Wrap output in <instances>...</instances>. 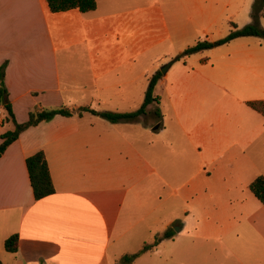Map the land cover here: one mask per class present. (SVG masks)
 <instances>
[{
  "label": "crops",
  "instance_id": "crops-1",
  "mask_svg": "<svg viewBox=\"0 0 264 264\" xmlns=\"http://www.w3.org/2000/svg\"><path fill=\"white\" fill-rule=\"evenodd\" d=\"M179 5L194 0H96L86 13L51 12L46 0H0V65L14 119L25 122L36 109L73 112L24 130L0 156L2 264H112L156 238L144 256L158 255L157 264L178 255L160 251L167 240L172 249L194 247V264H264V205L248 188L264 176L248 155L264 138L261 113L248 106L233 119L217 116L215 80L181 59L153 90L156 105L158 88L173 102L169 116L154 109L157 121L140 124L152 103L117 122L78 111L141 106L160 60L194 45V16L170 12ZM178 96L194 109L179 111ZM13 129L10 120L0 123V135ZM39 150L55 191L35 200L25 159ZM168 183L175 184L169 194ZM14 234L17 250L8 252L4 241Z\"/></svg>",
  "mask_w": 264,
  "mask_h": 264
},
{
  "label": "rangeland",
  "instance_id": "rangeland-1",
  "mask_svg": "<svg viewBox=\"0 0 264 264\" xmlns=\"http://www.w3.org/2000/svg\"><path fill=\"white\" fill-rule=\"evenodd\" d=\"M254 0H194V6H175L170 12L178 18H186L188 14L194 16V44L198 41H216L226 37L234 23L238 28L245 25L256 23L264 28V17L259 16L256 20L251 17V8ZM206 27L208 32L201 33V29ZM187 39L184 38V42ZM171 49L170 52H173ZM185 50V49H184ZM183 50V51H184ZM174 53L170 54L173 55ZM180 53L163 58L159 62V71L171 62V65L178 60ZM192 54L181 57V62H188L194 65V72L200 76L206 75L211 80H215L216 85H211V109L217 116L233 119L235 114L241 111H251L247 105L248 101L264 100V40L252 36H240L234 38L228 43L213 48L204 49ZM183 60V61H182ZM173 63V64H172ZM176 65V64H174ZM179 65V64H177ZM260 66L261 70L255 69ZM170 67V66H169ZM168 67V68H169ZM254 68V69H253ZM197 75V76H198ZM249 75L251 78H249ZM179 76V74L177 75ZM197 76H194V81ZM210 86V84H209ZM161 95L159 104L152 103L149 105L150 113L138 122L143 125H151L157 121L153 115L154 109L158 108L161 114L169 116L172 112V101L166 95L162 88H158L155 94ZM191 105L183 100V97H177L178 110H186ZM194 109V105H192ZM223 119V118H222ZM166 127H170V121L167 117ZM249 157L257 162L260 170L264 171V138L262 142H257L252 148L248 149ZM177 185V184H176ZM175 184L168 183L166 191L171 192ZM170 229L175 233L177 226ZM264 231V229H261ZM239 233L246 234L244 229H239ZM158 243L160 238H156ZM155 240V239H154ZM153 240V241H154ZM180 240V238L178 239ZM186 238L182 237L181 241ZM151 241V242H153ZM194 242V240H193ZM212 243L217 241L212 240ZM173 243L167 240L160 251L164 255L177 251L178 255L173 261L164 264H194V247H179L172 249ZM138 251V247H135ZM153 249V250H154ZM172 249V250H171ZM150 250V251H153ZM147 251V252H150ZM146 253V252H145ZM158 255H145L144 253L134 258L130 263H126L121 257L117 258L112 264H157Z\"/></svg>",
  "mask_w": 264,
  "mask_h": 264
},
{
  "label": "trees",
  "instance_id": "trees-1",
  "mask_svg": "<svg viewBox=\"0 0 264 264\" xmlns=\"http://www.w3.org/2000/svg\"><path fill=\"white\" fill-rule=\"evenodd\" d=\"M46 2L51 12L78 9L80 12L86 13L94 10L96 7V0H46ZM259 16L264 17V0H254L251 8L252 19L256 20ZM231 28L232 29L226 37L213 42L207 40L198 41L196 44L186 48L182 53H180L177 59H180L184 56H188L195 52H199L204 49L223 45L225 43L230 42L234 38L240 36H255L264 40V28L257 25L256 23L245 25L242 28H238L236 24L231 23ZM5 67V63L0 65V109L5 112V116H3L1 122L4 123L9 120L12 121L14 123V129L8 130L0 135V156L4 153L6 148L12 142H14L24 130L28 129L29 127L36 126L42 121H48L52 119L55 115L71 116L73 113L71 110L64 107L51 109H36L30 111L28 119L25 122H16V120L14 119L11 104L8 99V91L5 86ZM161 76L162 73L158 70L149 78L148 86L145 91L144 101L136 111L129 113H118L112 111H96L94 109H89L86 107L79 108L78 111H88L110 122H117L121 119H135L141 114L145 113L146 107L149 104L153 102L158 103L159 99L158 97H155L153 95V90L156 85V82L161 78ZM247 105L251 109L261 113L264 116V100L248 101ZM155 114L157 116H160L158 108L155 109ZM25 165L35 200H39L47 195L54 193V185L52 183L48 163L43 151L39 150L26 157ZM248 188L252 192V194L260 201V203L264 205V176H256L249 183ZM173 235V230L169 229L166 233L163 234L162 237L170 238ZM157 243V239H155L153 242H146L141 246L138 251L131 254H125L121 257V259L124 260L126 263H130L134 258L140 256L141 254L153 250ZM17 245V234L9 236L4 241V248L8 252H15L17 250ZM0 264H2L1 261Z\"/></svg>",
  "mask_w": 264,
  "mask_h": 264
},
{
  "label": "water",
  "instance_id": "water-1",
  "mask_svg": "<svg viewBox=\"0 0 264 264\" xmlns=\"http://www.w3.org/2000/svg\"><path fill=\"white\" fill-rule=\"evenodd\" d=\"M170 65H171V62L168 63V64H166L165 67H164L163 69H161L160 72H161L162 74H164ZM155 128H156V127H155ZM176 230H178V228H177Z\"/></svg>",
  "mask_w": 264,
  "mask_h": 264
},
{
  "label": "built area",
  "instance_id": "built-area-1",
  "mask_svg": "<svg viewBox=\"0 0 264 264\" xmlns=\"http://www.w3.org/2000/svg\"><path fill=\"white\" fill-rule=\"evenodd\" d=\"M0 115H1V109H0ZM2 119L0 118V123H1Z\"/></svg>",
  "mask_w": 264,
  "mask_h": 264
}]
</instances>
